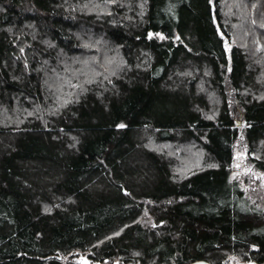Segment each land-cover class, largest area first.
<instances>
[{
  "label": "trees",
  "instance_id": "16d2710c",
  "mask_svg": "<svg viewBox=\"0 0 264 264\" xmlns=\"http://www.w3.org/2000/svg\"><path fill=\"white\" fill-rule=\"evenodd\" d=\"M237 146L264 172V0H0V264H264Z\"/></svg>",
  "mask_w": 264,
  "mask_h": 264
},
{
  "label": "rangeland",
  "instance_id": "374dc122",
  "mask_svg": "<svg viewBox=\"0 0 264 264\" xmlns=\"http://www.w3.org/2000/svg\"><path fill=\"white\" fill-rule=\"evenodd\" d=\"M261 79H263V78L261 77ZM242 151H243V149L239 150V146H237V148L235 150V155H234L233 168L240 172L239 173L240 176L243 177L245 175V177L249 178L250 179L249 181H251L253 185L258 186L257 182L264 184V172L245 168V166H244L245 164L240 163V159H242V155H243ZM255 180H257L256 183H255ZM81 263L82 264H89V262L85 258L82 259ZM198 264H206V263L205 262H199ZM233 264H252V262H250V263H247V262L246 263H240V262L236 263V262H234Z\"/></svg>",
  "mask_w": 264,
  "mask_h": 264
},
{
  "label": "snow or ice",
  "instance_id": "6c2138e0",
  "mask_svg": "<svg viewBox=\"0 0 264 264\" xmlns=\"http://www.w3.org/2000/svg\"><path fill=\"white\" fill-rule=\"evenodd\" d=\"M120 127H123V125H120Z\"/></svg>",
  "mask_w": 264,
  "mask_h": 264
},
{
  "label": "water",
  "instance_id": "95a60500",
  "mask_svg": "<svg viewBox=\"0 0 264 264\" xmlns=\"http://www.w3.org/2000/svg\"><path fill=\"white\" fill-rule=\"evenodd\" d=\"M247 263H250V262H247Z\"/></svg>",
  "mask_w": 264,
  "mask_h": 264
}]
</instances>
